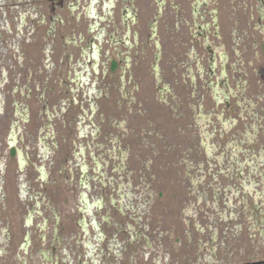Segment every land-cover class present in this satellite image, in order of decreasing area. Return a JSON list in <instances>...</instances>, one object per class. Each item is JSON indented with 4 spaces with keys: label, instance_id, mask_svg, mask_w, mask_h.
<instances>
[{
    "label": "flooded vegetation",
    "instance_id": "1",
    "mask_svg": "<svg viewBox=\"0 0 264 264\" xmlns=\"http://www.w3.org/2000/svg\"><path fill=\"white\" fill-rule=\"evenodd\" d=\"M243 219L264 239V0H0V264H222Z\"/></svg>",
    "mask_w": 264,
    "mask_h": 264
},
{
    "label": "rangeland",
    "instance_id": "2",
    "mask_svg": "<svg viewBox=\"0 0 264 264\" xmlns=\"http://www.w3.org/2000/svg\"><path fill=\"white\" fill-rule=\"evenodd\" d=\"M154 76V75H153ZM152 76V81H154V77ZM152 99L156 96V89L153 87L152 85ZM142 100L143 98H141V96L139 94H137V102ZM157 105L159 106H164L162 104V101L160 99H158L157 101ZM160 103V104H159ZM179 103H180V100H179ZM180 107H177L175 109V112H177V114H180V112L182 110L179 109ZM155 111V110H154ZM154 111H151V113H153ZM172 111V110H170ZM187 111V110H186ZM175 112L172 114L173 117H175ZM157 113V112H156ZM176 114V115H177ZM166 120V117L163 119L162 123L161 122H157V123H152L151 126H142L146 131L151 129V131L153 132L152 134L156 133V132H159L158 130H154V126H156V128H160L162 126V124ZM168 123V121H167ZM136 124V123H135ZM174 130L173 131H167V130H162L164 132V139L166 141V144L169 143V141H173L177 138V133H178V127H177V124L174 125ZM185 126H183V129L186 130V128H184ZM162 129V128H160ZM185 133H188V131H185ZM151 140L149 141L150 144L152 145H155V144H161V143H155V137L152 135V137L150 138ZM168 146H159L157 148H154L152 147L154 153L157 152V157H161L159 158L158 157V160L155 159V157L153 158V165L158 168L159 170H161L162 172L164 173H167V171H170L171 169H174V168H178L177 165V162H173L174 159L171 157V155L175 152V149L176 148H169L168 147V150L167 152L165 153L164 151L166 150ZM185 150H188L189 152H192L195 151V149H192V148H188V149H185ZM171 151L173 153H171ZM145 152H148V151H145ZM149 154H154L153 152H148ZM190 155V154H189ZM170 158L171 161H169L170 163H164V161L167 162V159ZM182 167H185L184 165ZM193 171V169H190L188 168L187 170L184 171L185 174H190L191 172ZM166 175V174H165ZM167 177V175H166ZM186 179L185 178V181H184V184L183 186H181V182L179 183L177 180L175 179H170L169 177H167V179H163L164 181V184H165V187L167 189L163 190V195L162 197L166 200V205H167V209H166V212L165 214L163 215V228H167L169 231L170 230H177V232H179L178 234L180 235H183V236H186V232H192L194 231V227L192 226L193 225V219H191L190 217H188V215H190L194 209H193V205L192 203H190V201H195L197 199L196 197V194L194 195H190V196H187V202H185L183 205H180L178 202L179 200L177 201V199H179V193H182V194H186L188 193L189 191H180V190H175V189H178L180 187H182L183 189H187L186 188ZM225 179L224 180H221L222 183H225ZM158 183V181H157ZM169 190V191H168ZM176 196H178V198L176 199ZM241 195L237 197V199H241ZM211 196H208V199L211 200ZM234 202L236 203L237 200L235 198ZM234 202H232V204H234ZM204 206H206V203L205 202H202L200 207H203L204 209H206ZM170 210H172V213L170 212ZM179 212V213H178ZM189 223H188V221ZM245 219H243V232H242V235H243V239H238L237 241H230L228 243V249H227V252L223 255L218 256V259L222 258L223 259V262H220V263H246V262H251V261H255V260H264V239H250L248 238V231H247V224H246V220L244 221ZM242 223V219H240L239 221H231L229 222V225L230 226H234L235 224H240ZM195 225V224H194ZM256 227H259L261 229V225H257ZM163 228H161V231L163 230ZM264 230V229H263ZM183 232V233H182ZM176 234V233H175ZM183 240V245L182 246H178L179 250L183 249V252L182 254H180V257H179V263L183 262L182 264H209V262H203V261H200V263L198 262V260H195V256L193 255V249L195 247V244H190L189 246V249L187 250L186 248V245L185 243L188 242L187 239H182ZM201 241V240H200ZM218 242H220V239H218ZM182 251V250H181ZM183 256V257H182ZM185 257V258H184ZM217 259V260H218ZM215 261V260H214ZM217 262V261H215ZM218 263V262H217ZM212 264V263H210Z\"/></svg>",
    "mask_w": 264,
    "mask_h": 264
},
{
    "label": "water",
    "instance_id": "3",
    "mask_svg": "<svg viewBox=\"0 0 264 264\" xmlns=\"http://www.w3.org/2000/svg\"><path fill=\"white\" fill-rule=\"evenodd\" d=\"M249 264H254V263H249Z\"/></svg>",
    "mask_w": 264,
    "mask_h": 264
}]
</instances>
